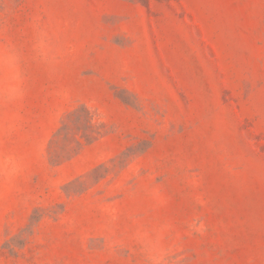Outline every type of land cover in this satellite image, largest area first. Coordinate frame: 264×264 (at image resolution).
<instances>
[{"label": "rangeland", "instance_id": "rangeland-1", "mask_svg": "<svg viewBox=\"0 0 264 264\" xmlns=\"http://www.w3.org/2000/svg\"><path fill=\"white\" fill-rule=\"evenodd\" d=\"M0 264H264V0H0Z\"/></svg>", "mask_w": 264, "mask_h": 264}]
</instances>
